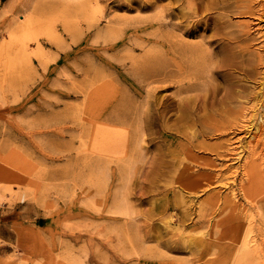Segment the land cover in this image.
<instances>
[{
	"label": "rangeland",
	"instance_id": "rangeland-1",
	"mask_svg": "<svg viewBox=\"0 0 264 264\" xmlns=\"http://www.w3.org/2000/svg\"><path fill=\"white\" fill-rule=\"evenodd\" d=\"M38 1L0 0V264H264V80L259 78L264 64L256 60L264 56L259 11L264 13V5L259 7L264 1L254 0L258 10L253 15L226 18L234 27L251 25L254 37L240 43L249 45L242 60L238 56L233 66H222L223 77H212V82L246 90L241 94L247 95L234 103L237 108L229 105L234 109L227 114L209 106L191 114L192 120L182 118L179 101L200 91L176 93L177 81L192 71L177 72L164 83L148 71L175 41L211 42L210 52L225 46L224 32L214 29L215 10L201 9L200 25L192 26L200 34L182 40L177 36V41L158 37L153 20L135 33L129 27L167 15L171 10L160 12L161 6L172 0H90L89 5L88 0ZM140 1L158 7L138 9ZM87 6L94 11H83ZM28 14L36 21L37 32L32 29L31 35L41 38L46 58L40 62L32 55L36 44L29 40L31 66L16 60L7 68L5 52L22 40L17 23ZM36 24L44 26L38 30ZM52 30L58 36L53 44L48 39ZM221 88L218 98L224 95ZM217 121L228 125L201 134L202 127ZM102 129L107 141L100 138ZM247 231L248 238L253 236L245 247L241 241Z\"/></svg>",
	"mask_w": 264,
	"mask_h": 264
},
{
	"label": "bare ground",
	"instance_id": "bare-ground-1",
	"mask_svg": "<svg viewBox=\"0 0 264 264\" xmlns=\"http://www.w3.org/2000/svg\"><path fill=\"white\" fill-rule=\"evenodd\" d=\"M36 1H38V0H36ZM43 1V0H42ZM45 1V0H44ZM56 1V0H55ZM70 1V0H69ZM67 2V3H71V2ZM90 0H88L87 1V4L89 5V2ZM206 1H208V0H206ZM245 3H244V2ZM260 1V0H259ZM262 1H264V0H262ZM39 2V1H38ZM50 2V1H49ZM52 3L54 2V1H51ZM80 2V1H79ZM85 2V1H84ZM93 2H94V0H93ZM97 2V1H96ZM141 2V1H140ZM254 2H256V1H254V0H248V2H246L245 0H232L231 2H229V1H227V0H210L209 2H208V4L206 3V4H204L203 3V1L202 0H172V2L171 3H168V4H166V5H164V6H161L162 7V9H161V11L160 12H163V10H171L167 15H162L161 13V15H159V16H157V17H154V18H151V19H143V20H141V21H137L136 22V24H131L129 27L134 31V33L137 31V30H139V29H141V28H144V27H146V26H144V24H147V23H149L150 21H155V23H156V26H157V29H158V33H157V35H158V37H162L163 39H168L169 37H174V38H176L177 36H179L180 37V39H181V37H183V36H195V35H198V34H200V31H196L195 29H192V26H198V25H200L199 23H201V19H199L198 20V18H197V16H198V13H199V11L201 10V9H204V8H210V9H213V10H215L217 13H216V16H214V17H212V19H214V29L216 28V29H221L223 32H224V38H225V41H226V45L225 46H220L221 48L219 49V47L217 46V51H215V52H210V50L209 51H207V48H208V46L211 44V42H201L200 41V43L201 44H188V43H185V42H183V41H186L185 39L183 40V41H178L177 39H179V38H176V40L178 41V42H174V43H170V44H168V51H166L165 53H162V54H160L159 55V59L160 60H158L157 61V65L156 66H154V67H152L151 69H149V73L150 74H152L153 76H154V73H156L157 74V76H158V80L159 81H161V82H170V81H172V77H173V75L175 74V73H179V72H182V71H188L189 72V70L190 71H192L191 73H188V76H186V77H184L182 80H179V81H177V86H176V93L178 94V95H181V94H184V93H190V92H192V91H197V90H199V91H197V93L199 92L200 94H202V95H200L199 94V96H201V97H199V96H196L195 95V97H190V98H188V97H185L184 99H182V100H180L179 101V103H180V105H182L181 106V108H180V110L182 111H180L181 112V114H182V118L184 119V116H189V119H191L192 117L191 116H195V114L196 113H199V112H196L197 110H203V109H207L209 106L211 107V109H213V108H215V106H216V108L217 109H215V110H217V112H219L220 114H227V113H229V112H231L233 109H231L234 105H235V107L237 108V106H236V104H234V103H239V101L242 99V98H239L240 96L241 97H243V95H244V93L243 94H241V92H243L241 89L240 90H235V89H232V88H227L223 83H221V84H219V83H214L215 82V79H214V81L212 82V77L213 76H215V75H217V76H219V77H223V74H222V72H221V68H222V66H224V65H229V66H233L234 65V63H236V58L239 56V59L240 60H242V51L243 52H245L246 51V49H248V47H249V45H246L245 47L244 46H242L241 47V45H240V43H242V42H244V41H250V40H252V37H254V36H252V37H250V35H251V25H249V24H244L243 23V25H238L237 27L235 26H233V25H231L230 24V22H229V20L228 19H226L228 16H229V14H249V15H253L254 13H255V9H257V8H255L256 7V5H255V7H254ZM13 3V2H12ZM55 3V2H54ZM66 3V2H65ZM86 3V2H85ZM262 3V2H261ZM16 4V3H15ZM44 4V3H43ZM51 4V3H50ZM56 4V3H55ZM74 4H76V2H74ZM77 4H78V2H77ZM83 4V2L81 3V5ZM87 4H83L84 6L85 5H87ZM95 4V3H94ZM260 4V3H259ZM259 4H257V5H259ZM10 5V4H9ZM26 5V4H25ZM37 5H39V4H37ZM57 6H59L58 5V3L56 4ZM55 5V6H56ZM61 5V4H60ZM63 5V4H62ZM67 5V4H66ZM71 5L73 6V3H71ZM264 4L262 3V4H260L259 5V7H262ZM11 6V5H10ZM40 6V5H39ZM39 6H36V7H39ZM54 6V7H55ZM63 6H65V5H63ZM77 6V5H76ZM79 6V5H78ZM77 6V7H78ZM9 7V6H8ZM12 7V6H11ZM49 7H52V6H49ZM69 7V6H68ZM77 7H76V9H77ZM81 7V6H80ZM96 7H97V4H96ZM95 7V9H97ZM137 7H138V9H152V8H157L158 6L157 5H154V4H146V3H138V5H137ZM10 8V7H9ZM14 8H15V6H14ZM24 8H25V6H24ZM27 8V7H26ZM59 8V7H58ZM60 8H62V7H60ZM67 8V7H66ZM70 8H73V7H70ZM90 8H91V5H90ZM52 9L53 8H50V11H52ZM74 9V8H73ZM85 10H83V11H85L86 12V9L87 10H90L89 8H88V6H87V8H84ZM260 9V8H259ZM10 10V9H9ZM33 10H36L35 9V7H34V9ZM81 10H82V8H81ZM134 10H136V9H134ZM258 10V9H257ZM26 11V10H25ZM37 11H42V12H44L43 11V9L42 10H38L37 9ZM55 10H53V12H54ZM59 11H61V10H59ZM59 11H57V7H56V12H59ZM68 11H69V9H68ZM73 11V10H72ZM72 11H70L71 12V14H76L77 12H73L72 13ZM80 11V10H79ZM92 11H94V8H93V10H90V12L92 13ZM99 11V10H98ZM97 11V12H98ZM137 11V10H136ZM261 13H262V15H260L261 16V18L262 17H264V13L261 11V9L259 10ZM69 12V13H70ZM81 12V11H80ZM83 13V14H86V13ZM212 12V11H211ZM32 13H33V11H32ZM31 13V11H30V14H32ZM40 12H37V16H38V14H39ZM47 13V12H46ZM260 13V14H261ZM50 14H51V12H50ZM54 14V13H53ZM82 14V13H81ZM82 14V15H83ZM97 14V13H96ZM22 15V14H21ZM40 15V14H39ZM42 15V14H41ZM46 15H48V14H46ZM81 15V16H82ZM87 15V14H86ZM85 15V17L84 18H86L87 16ZM258 15V14H257ZM13 16V15H12ZM15 16V15H14ZM51 16V15H50ZM64 16H65V14H64ZM67 16H70V15H66V17ZM73 16V15H72ZM74 16H76V15H74ZM73 16V18H75ZM79 16V15H78ZM89 16V15H88ZM241 16V15H240ZM255 16V15H254ZM34 17V16H33ZM102 17V16H101ZM37 18V17H36ZM35 17H34V19H36ZM41 18V17H40ZM43 18V17H42ZM51 18V17H50ZM62 18H64V17H62ZM70 18V17H69ZM89 17H87V19H88ZM95 17H93L92 19H94ZM116 18H118V17H116ZM43 19H45V18H43ZM43 19H42V23H44V22H46V21H44L43 22ZM52 19V18H51ZM53 19H54V17H53ZM52 19V20H53ZM78 19V18H77ZM91 19V20H92ZM208 19H210V17L208 18ZM208 19L206 20H204V23L207 25L206 26V29L208 30H210L211 28L209 27V24H208ZM264 19V18H263ZM262 19V20H263ZM11 20V19H10ZM39 20V19H38ZM41 20V19H40ZM57 20H59V19H57ZM66 20V19H65ZM65 20H63V21H65ZM67 20H68V17H67ZM70 20V19H69ZM88 20H90V19H88ZM99 20V19H98ZM121 20V19H120ZM120 20H118V21H120ZM172 20H175V21H173L172 22ZM261 20V19H260ZM56 21V20H55ZM123 20H121V22H122ZM39 22V21H38ZM65 22H67V21H65ZM117 22V21H116ZM16 23V22H15ZM35 23H36V21L35 20H33V18H32V16H30L29 14L28 15H23V18L17 23V28L20 30V32L22 33V35H23V38H22V40H20V41H14L15 42V46H16V49H14V46H13V48L11 49V50H9L10 52H5L6 53V57H4L3 58V64L4 65H6V67L8 68V67H10L13 63L12 62H14V61H16V60H18V62H20V63H24V64H26V65H28V66H31V65H29L30 64V57H31V53H29V51H28V45H27V41L29 42V40H33L34 41V44H36V46H35V48H34V50L32 51V55H34L35 57H37L38 59H39V61L40 62H43V60L46 58V55H47V53H46V51H45V49L43 48V46H42V44H41V42H40V40H41V38H40V40H39V38H38V36H33V35H31V33L34 31V29H33V26L35 25ZM57 23V22H56ZM55 23V24H56ZM91 23V22H90ZM96 22H94V24H95ZM191 23V24H190ZM45 24V23H44ZM46 24H47V22H46ZM53 24V23H52ZM93 24V23H92ZM10 25V24H9ZM37 26H38V24H36ZM50 25V24H49ZM118 25H120L119 23L117 24V26ZM122 25H123V23H122ZM41 26V29H42V27L44 26H42V25H40ZM40 26H38L37 28H38V30H40L39 29V27ZM48 26V25H47ZM109 26V25H108ZM113 26V25H112ZM111 26V27H112ZM114 26H116V23H115V25ZM113 26V27H114ZM121 26V25H120ZM52 27V26H51ZM51 27H49V31H50V29H52ZM92 27H94V26H92ZM105 27V26H104ZM106 27H107V25H106ZM111 27H109V28H111ZM119 27V26H118ZM125 27V26H124ZM72 28V27H71ZM71 28H69V29H71ZM74 28H76V27H74ZM78 28V27H77ZM108 28V27H107ZM256 28H258V27H256ZM32 29H33V31H32ZM43 29H45L46 30V28L44 27ZM113 28H111V30H112ZM159 29H161V30H159ZM169 29V30H168ZM206 29L205 30H203V32L204 31H206ZM213 29V28H212ZM48 30V29H47ZM15 31V30H14ZM71 31V30H70ZM78 31V30H77ZM109 30H107V32H108ZM254 31V30H253ZM35 33L37 32V31H34ZM41 32V31H40ZM72 32V31H71ZM197 32H199V33H197ZM16 33V32H15ZM15 33H13V34H15ZM78 33V32H77ZM76 33V34H77ZM101 33V32H100ZM110 33V32H109ZM257 33V31L255 32V34ZM9 34V33H8ZM39 34V33H38ZM43 34V33H42ZM71 34V33H70ZM75 33H73V35H74ZM102 34V33H101ZM107 34V33H106ZM254 34V33H253ZM262 35V33H259L258 35ZM41 35V34H40ZM78 35V34H77ZM112 35V34H111ZM110 35V36H111ZM260 35V36H261ZM20 36V35H19ZM43 36V35H42ZM107 36V35H106ZM106 36H104L105 37V39H106ZM109 36V37H110ZM134 36L136 37V35L134 34ZM76 37H78V36H76ZM108 37V36H107ZM112 37V36H111ZM58 38V36L56 35V34H54L53 33V30L50 32V33H48V39L50 40V41H52V44H53V41L55 40V39H57ZM68 38V37H67ZM262 38H263V36H262ZM44 39V38H43ZM215 40H216V38H214ZM221 39V38H220ZM259 39V38H258ZM61 40V39H60ZM59 39H58V42L60 41ZM107 40V39H106ZM112 40V39H111ZM123 40V39H122ZM131 40V39H130ZM182 40V39H181ZM261 40V39H260ZM263 40V39H262ZM107 41H110V39H108ZM257 41V40H256ZM62 42V41H61ZM60 42V43H61ZM112 42V41H111ZM110 42V43H111ZM114 42V41H113ZM188 42V41H187ZM190 42V41H189ZM258 42V41H257ZM82 43V42H81ZM102 43V42H101ZM100 43V44H101ZM196 43V42H195ZM221 43V42H220ZM224 43V42H223ZM264 42L262 41V44H263ZM32 44V43H31ZM62 44V43H61ZM261 44V45H262ZM8 45V44H7ZM56 45V44H55ZM58 45V44H57ZM112 45V44H111ZM220 45V44H219ZM255 45V44H254ZM8 46H10V45H8ZM12 46V45H11ZM113 46V45H112ZM57 47V46H56ZM58 47H60V46H58ZM259 47V46H258ZM261 47V46H260ZM259 47V48H260ZM263 48H264V45L262 46ZM62 48V47H61ZM72 49V48H71ZM194 49H198L197 51H199V54L197 55V57H196V55H195V57L192 55L193 54V50ZM204 49H205V51H204ZM236 49H238V50H236ZM13 50V51H12ZM75 50V49H74ZM113 50V49H112ZM254 50V49H253ZM261 50V48L260 49H258L257 51H260ZM2 51H4L3 49H2ZM72 51V50H71ZM196 51V52H197ZM60 52H62L61 50H60ZM195 52V53H196ZM198 53V52H197ZM248 53V52H247ZM263 54H264V52H262ZM250 54V53H249ZM252 54V53H251ZM67 55V54H66ZM61 56V55H60ZM254 56V55H253ZM251 57V56H250ZM257 58H256V60H258V62H260V63H262V64H264V59H263V57L264 56H261V55H258V56H256ZM56 58V57H55ZM244 58H246V57H244ZM251 58H254V57H251ZM251 58H248L247 57V59H249V61H250V59ZM31 59H33V58H31ZM243 60H245V59H243ZM251 60H253V59H251ZM255 60V59H254ZM1 61V60H0ZM34 61V60H33ZM249 61H247L246 63V65L247 66H250L251 64H250V62ZM239 63H243V62H239ZM17 64V63H16ZM245 65V66H246ZM218 67V68H217ZM245 68V67H244ZM250 68V67H249ZM217 69H219V71L217 70ZM246 69H248V67L246 68ZM262 69H264V68H262ZM7 70V69H6ZM243 70V69H242ZM250 70V69H249ZM255 70V69H254ZM258 70V69H257ZM259 70H260V67H259ZM248 71V70H247ZM252 71V70H251ZM256 71V70H255ZM253 73V72H252ZM260 73V72H259ZM244 74V73H243ZM247 74V73H246ZM261 74V73H260ZM255 75V74H254ZM259 75V74H258ZM250 77V76H249ZM248 77V78H249ZM256 77V76H255ZM259 78H262L263 80H264V72H263V75H262V77H259ZM247 79V78H246ZM246 79H244V80H246ZM249 79H251V78H249ZM257 80H258V78H256ZM255 79V80H256ZM192 80V83L190 82ZM226 80V79H225ZM224 80V81H225ZM248 80V79H247ZM187 81V82H186ZM218 81V80H217ZM230 81V80H229ZM250 81V80H249ZM258 81H260V80H258ZM257 81V82H258ZM226 82V81H225ZM224 82V83H225ZM229 84V83H228ZM239 84V83H238ZM236 85V84H235ZM240 85V84H239ZM96 86V85H95ZM222 86H224V88H225V90H224V95H223V93H222V97H220V98H218L217 96V93L220 91V90H222V88L221 87ZM245 86V85H244ZM260 87H261V85H259ZM237 87V86H236ZM240 87V86H239ZM243 87V86H242ZM246 87V86H245ZM249 87V86H248ZM246 89H247V87H246ZM254 89V88H253ZM261 89V88H260ZM263 89V88H262ZM247 90H249V89H247ZM90 91V90H89ZM88 91V92H89ZM246 91V90H245ZM244 91V92H245ZM247 92V91H246ZM251 92V91H250ZM262 92V91H261ZM264 92V91H263ZM253 93V91L251 92V94ZM88 94V93H87ZM221 94V93H220ZM241 94V95H240ZM246 94V93H245ZM254 94H255V92H254ZM253 94V95H254ZM260 94H262V93H260ZM247 95V94H246ZM245 95V96H246ZM249 95H250V93H249ZM227 96H229V97H227ZM244 96V97H245ZM251 96V95H250ZM250 96H248V97H250ZM262 96H263V94H262ZM262 96H260L259 95V97H262ZM87 97V96H86ZM217 97V98H216ZM243 97V98H244ZM180 98H182V97H180ZM247 98V97H246ZM238 99H240V100H238ZM252 99H255V98H252ZM259 99V98H258ZM248 100V99H247ZM255 100H257V99H255ZM90 101V97L88 98V100H87V102H89ZM262 101H264V100H262ZM84 102V101H83ZM261 102V101H260ZM92 103H93V101H92ZM192 103H193V105H192ZM199 103H200V105H199ZM263 103V102H262ZM88 104V103H87ZM91 103H89L88 105H90ZM233 105L231 108H230V106L229 105ZM261 104V103H260ZM264 106V105H263ZM263 106H262V108H263ZM242 109V108H241ZM247 109V108H246ZM261 111H262V109H260ZM242 111V110H241ZM202 112V111H201ZM207 112V111H206ZM260 112V111H259ZM263 112H264V110H263ZM203 113V112H202ZM242 113V112H241ZM246 113V112H245ZM192 114V115H191ZM194 114V115H193ZM208 114V113H207ZM177 115H178V113H177ZM176 115V116H177ZM191 115V116H190ZM204 115V114H203ZM206 115V114H205ZM242 115V114H241ZM260 115H262V114H260ZM263 115H264V113H263ZM200 116H201V114H200ZM191 117V118H190ZM195 118V117H194ZM193 118V119H194ZM198 118V117H197ZM245 118V117H244ZM260 118V117H259ZM264 118V117H263ZM242 119V118H241ZM192 120V119H191ZM237 120V119H236ZM245 120V119H244ZM264 120V119H263ZM242 121V120H241ZM262 121V120H261ZM258 121V122H260V124H255V126L256 125H260V126H262L261 124H262V122L264 123V121ZM193 122H195V121H193ZM239 122V121H238ZM242 123V122H241ZM240 123V124H241ZM243 124V123H242ZM246 123L244 122V125H245ZM228 125V123L227 122H219V121H217L215 124H213V126L212 127H202L201 128V134H205V133H211L212 131H218V132H220V131H223V129H225L226 128V126ZM201 126V125H200ZM236 126H237V124H236ZM236 126H234V127H236ZM240 126H242V125H240ZM239 126V127H240ZM245 126H248L247 124L245 125ZM254 126V127H255ZM260 126H256V127H259V129L261 128ZM93 127V126H92ZM243 127V126H242ZM249 127V126H248ZM255 127V129L257 130V128ZM263 127V126H262ZM244 128V127H243ZM230 129V128H229ZM234 129V128H233ZM240 129H242V128H240ZM250 129V128H249ZM258 129V130H259ZM243 130V129H242ZM264 130V128L262 129V131ZM107 130H101L99 133H100V138H104V140H108L109 139V137H107L108 136V133L106 132ZM235 131V130H234ZM227 132V131H226ZM197 133H199V132H197ZM225 133V132H224ZM224 133H222V134H224ZM234 133V132H233ZM194 134V133H193ZM196 134V133H195ZM218 134H220L221 135V133H218ZM259 134V133H258ZM92 135V134H91ZM213 135V134H212ZM204 136V135H203ZM202 136V137H203ZM205 136H208V135H205ZM210 136V135H209ZM214 136V135H213ZM224 136V135H223ZM193 137V136H192ZM92 138H94V137H92ZM97 137L95 136V139H96ZM232 138V137H231ZM95 139H93V140H95ZM113 139V138H112ZM205 139H207V138H205ZM229 139H230V137H229ZM98 140V139H97ZM227 140V139H226ZM238 140V139H237ZM103 141V140H102ZM205 141V140H204ZM116 142V141H115ZM189 142V141H188ZM225 142H227V141H225ZM224 142V143H225ZM238 142V141H237ZM112 143V142H111ZM201 143V142H200ZM259 143V142H258ZM101 144V143H100ZM189 144V143H188ZM196 144V143H195ZM228 144V143H227ZM261 143H259V145H260ZM198 145H200V144H198ZM224 145V144H223ZM230 145V144H229ZM229 145L227 146V148L229 147ZM101 146V145H100ZM111 146V145H110ZM115 146V145H114ZM188 146H190V144L188 145ZM231 146V145H230ZM234 146V145H233ZM256 146V145H255ZM262 146V145H261ZM108 147V146H107ZM112 147V146H111ZM177 147H178V145H177ZM181 147V146H180ZM221 147V146H220ZM218 148V150L219 149H221V148ZM260 147V146H259ZM188 148V147H187ZM200 148V147H199ZM214 148V150H215V147H213ZM255 148V147H254ZM261 148V147H260ZM259 148V149H260ZM263 148V147H262ZM109 149V148H108ZM180 149V148H179ZM193 149V148H192ZM201 149V148H200ZM217 149V148H216ZM253 149V148H252ZM202 150V149H201ZM225 150H228V149H225ZM248 150H250V149H248ZM255 150V149H254ZM257 150H258V147H257ZM187 151V150H186ZM215 151H217V150H215ZM229 152H230V150H228ZM237 151V150H236ZM262 151H264V150H262ZM203 152H205V151H203ZM227 152V151H226ZM232 152H234V151H232ZM249 152H252V151H249ZM215 153V152H214ZM225 153V152H224ZM253 153V152H252ZM220 154H223L222 152L220 153ZM227 154V153H226ZM237 154H238V152H237ZM263 154V153H262ZM216 155V154H215ZM250 155H251V153H250ZM257 155V154H256ZM259 155H261L260 153H259ZM217 156V155H216ZM218 156H222V155H218ZM217 156V157H218ZM263 156H264V154H263ZM225 157V156H224ZM233 157V156H232ZM249 157V156H248ZM219 158V157H218ZM223 158V157H222ZM231 158V157H230ZM237 158V157H236ZM235 158V159H236ZM245 158H247V157H245ZM244 158V159H245ZM251 158V157H250ZM250 158H248L249 160H251ZM257 158V157H256ZM262 158V157H261ZM260 158V159H261ZM258 159H259V157H258ZM264 159V158H263ZM219 160V159H218ZM261 161V160H260ZM264 161V160H263ZM261 162V163H264V162ZM248 162V161H247ZM249 163V162H248ZM251 163V162H250ZM245 166H247V165H245ZM263 166V165H262ZM230 169V168H229ZM262 171V170H261ZM214 177V176H213ZM258 177H260V175L258 176ZM210 178V177H209ZM211 179V178H210ZM213 179V178H212ZM210 183V182H209ZM244 183V182H243ZM246 183V182H245ZM259 184V183H258ZM257 184V185H258ZM261 184V183H260ZM239 185V184H238ZM240 186V185H239ZM209 187V186H208ZM236 187V186H235ZM257 187V186H256ZM205 188V187H204ZM211 188H213V187H210L209 189H211ZM231 188H233V187H231ZM206 189V188H205ZM240 189V188H239ZM203 190V189H202ZM233 191H234V189H233ZM230 192H232V191H230ZM241 192H243L242 190H241ZM242 194V193H241ZM240 194V195H241ZM257 194V193H256ZM243 195V194H242ZM234 196V195H233ZM226 197V196H225ZM224 197V198H225ZM245 197V196H244ZM237 198V197H236ZM228 198H226V199H223L224 201H228L227 200ZM230 199V198H229ZM237 200V199H236ZM236 200H234V201H236ZM224 201H222V203L224 202ZM233 201V200H232ZM232 201H230V202H232ZM229 202V203H230ZM234 203V202H233ZM238 202H236V204H237ZM246 204H247V202H245ZM254 203V202H253ZM227 203H225V205H226ZM231 204V203H230ZM246 204H244V205H246ZM250 204H251V202H250ZM249 204V205H250ZM264 204V203H263ZM263 204H261V206L263 205ZM223 205H224V203H223ZM223 205L221 204L220 206H222L223 207ZM229 205V204H228ZM238 205V204H237ZM254 205V204H253ZM236 205H234V207H235ZM240 206H241V204H240ZM243 207V206H242ZM246 207V206H245ZM245 207H243L242 209L244 210L245 209ZM249 206H247V208H248ZM250 207H254V206H250ZM256 207V206H255ZM258 208V207H257ZM256 208V209H257ZM222 209V208H221ZM235 209H237V207H235ZM240 209V208H239ZM241 209V210H242ZM251 209V208H250ZM220 210V209H219ZM249 210V209H248ZM260 210V209H259ZM262 210V209H261ZM222 211H223V209H222ZM236 211H238V210H236ZM235 211V212H236ZM240 211V210H239ZM238 211V212H239ZM264 211V210H263ZM185 212V211H184ZM220 211H218V213H219ZM226 212V211H225ZM240 212H242V211H240ZM245 212H246V210H245ZM244 211H243V213H245ZM237 214V213H236ZM188 215V214H187ZM246 215V214H245ZM250 215V214H249ZM223 216V215H222ZM235 216V215H234ZM241 216V215H240ZM240 216H237V217H240ZM249 217V216H248ZM259 217V215L257 214V218ZM169 218H171V217H169ZM220 218V217H219ZM231 218H233V217H231ZM256 218V219H257ZM253 219H255V218H253ZM253 219H251V221L253 220ZM260 219V218H259ZM171 220V219H170ZM240 220H241V218H240ZM218 222H220V220H217ZM246 221V220H245ZM221 222H223V221H221ZM250 222V221H249ZM254 222V221H253ZM261 222H262V219H261ZM245 223V222H244ZM251 224H252V222H250ZM259 223V222H258ZM220 224V223H219ZM245 224H247V223H245ZM260 224V223H259ZM223 225H225V224H223ZM248 225H249V223H248ZM247 225V226H248ZM255 224H253V226H254ZM257 225V224H256ZM255 225V226H256ZM227 226V225H226ZM229 226V225H228ZM227 226V227H228ZM257 226H260V225H257ZM257 226H256V228H257ZM263 226V225H262ZM262 226H260L259 227V229H261V227ZM222 228H224V226L222 227ZM211 229V228H210ZM213 229H216V228H213ZM244 229V228H243ZM246 229V228H245ZM252 229V228H251ZM250 229V230H251ZM259 229H257V230H259ZM212 230V229H211ZM217 230H219L218 228H217ZM217 230H215V233H216V231ZM223 230V229H222ZM227 230L229 231L230 229L229 228H227ZM239 230H240V228H239ZM249 230V229H248ZM249 230V231H250ZM261 230H264V229H261ZM223 231H225V230H223ZM228 231H226V232H228ZM249 231H247V232H245V235L243 236V238H242V241H241V243H242V245L243 246H245V247H248V245L250 244L249 242L251 241V240H249V238L250 237H252L251 235H250V237L248 238V235L251 233H249ZM253 231H254V227H253ZM244 232V231H243ZM256 232V231H255ZM254 232V233H255ZM259 232H261V231H259ZM263 232V231H262ZM249 233V234H248ZM264 233V232H263ZM256 234H259V233H256ZM237 235V234H236ZM243 235V234H242ZM255 235V234H254ZM261 235H262V233H261ZM224 236V235H223ZM239 236V235H238ZM224 237H226V235L224 236ZM242 237V236H241ZM256 237V236H255ZM258 237V236H257ZM253 240H255V239H253ZM230 242V241H229ZM238 242V241H237ZM240 242V241H239ZM238 242V243H239ZM254 242H256V241H254ZM258 242H261V241H258ZM232 243V242H231ZM257 243V242H256ZM236 244V243H235ZM204 245V244H203ZM226 245V244H225ZM259 245H261V247L263 246V244L261 243V244H259ZM231 246H232V244H231ZM234 246V245H233ZM254 245H252L251 247H253ZM255 247H256V245H255ZM264 247V246H263ZM262 247V250L264 249ZM236 248V247H235ZM235 248H231L232 250L233 249H235ZM225 250V249H224ZM227 250V249H226ZM261 250V251H262ZM220 251V250H219ZM229 251H231V250H229ZM228 251V252H229ZM264 251V250H263ZM234 252V251H233ZM223 253L224 252H222V254L221 255H223ZM227 253V252H226ZM261 253V252H260ZM220 254V253H219ZM230 254H232V253H228V255H230ZM264 254V253H263ZM218 255V254H217ZM219 258V257H218ZM221 258V257H220ZM223 258H224V256H223ZM264 258V257H263ZM253 259V258H252ZM261 260V259H260ZM251 264V263H250Z\"/></svg>",
	"mask_w": 264,
	"mask_h": 264
}]
</instances>
